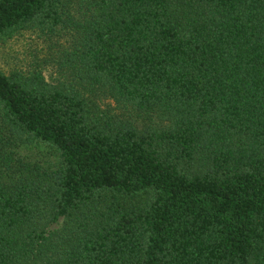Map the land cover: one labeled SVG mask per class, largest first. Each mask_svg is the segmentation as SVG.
<instances>
[{"label":"trees","instance_id":"1","mask_svg":"<svg viewBox=\"0 0 264 264\" xmlns=\"http://www.w3.org/2000/svg\"><path fill=\"white\" fill-rule=\"evenodd\" d=\"M0 264H264V0H0Z\"/></svg>","mask_w":264,"mask_h":264},{"label":"rangeland","instance_id":"2","mask_svg":"<svg viewBox=\"0 0 264 264\" xmlns=\"http://www.w3.org/2000/svg\"><path fill=\"white\" fill-rule=\"evenodd\" d=\"M31 34H24L22 38H14L0 42V67L4 70L11 64L26 66L29 63L37 64L39 67L44 66L43 74L46 80L55 82L58 76V64L50 60L49 56L54 52V47L49 45L40 38L32 40ZM32 36V35H31Z\"/></svg>","mask_w":264,"mask_h":264}]
</instances>
